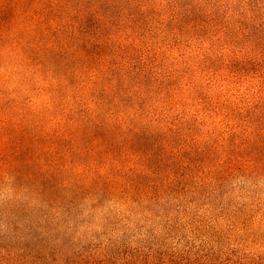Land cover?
I'll return each instance as SVG.
<instances>
[{
    "label": "trees",
    "instance_id": "trees-1",
    "mask_svg": "<svg viewBox=\"0 0 264 264\" xmlns=\"http://www.w3.org/2000/svg\"><path fill=\"white\" fill-rule=\"evenodd\" d=\"M144 24L191 28L209 44L206 58L214 51L245 89L192 125L174 100L166 115L145 113L137 93L151 90L148 64L126 44ZM11 85L21 87L17 99L38 90L49 104L36 116L19 110ZM213 115L220 123L211 131ZM0 135L9 143L0 169L48 206L106 196L163 202L233 171L264 178V0H0ZM196 152L199 162L189 157ZM41 155L72 156L73 169L49 174ZM215 162L223 173L210 170ZM192 166L206 178L195 180Z\"/></svg>",
    "mask_w": 264,
    "mask_h": 264
},
{
    "label": "rangeland",
    "instance_id": "rangeland-1",
    "mask_svg": "<svg viewBox=\"0 0 264 264\" xmlns=\"http://www.w3.org/2000/svg\"><path fill=\"white\" fill-rule=\"evenodd\" d=\"M139 31L140 36L126 44L132 43L136 60L142 58L149 65L151 90L146 87L137 93L144 94L140 103L144 102L145 113L161 109L166 115L174 100L192 125L204 118L208 108L214 109L216 101L225 102L239 88L245 89L214 51L212 61L206 58L210 46L191 28L144 24ZM10 87L8 97L17 99L21 87ZM49 99L43 91L24 89L16 108L36 116ZM175 115L177 111L173 118L178 119ZM212 117L205 126L211 131L213 123H220L219 117ZM8 144L0 135L2 148ZM189 157L203 159L198 152ZM70 160L72 156L41 155L39 162L52 174L73 169ZM49 161L55 163L51 168ZM217 165L210 170L223 173ZM192 171L196 180L206 178L208 170L192 166ZM14 173L0 169V264H264L263 177L237 171L218 174L201 193L185 192L164 203L106 196L78 197L72 204L59 199L48 206L22 187L11 176Z\"/></svg>",
    "mask_w": 264,
    "mask_h": 264
}]
</instances>
